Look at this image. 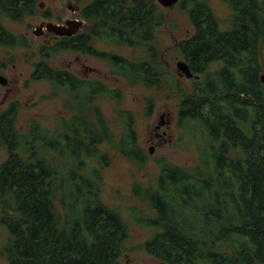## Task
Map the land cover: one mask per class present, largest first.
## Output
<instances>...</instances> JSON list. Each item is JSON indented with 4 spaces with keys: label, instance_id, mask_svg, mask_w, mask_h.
Wrapping results in <instances>:
<instances>
[{
    "label": "trees",
    "instance_id": "trees-1",
    "mask_svg": "<svg viewBox=\"0 0 264 264\" xmlns=\"http://www.w3.org/2000/svg\"><path fill=\"white\" fill-rule=\"evenodd\" d=\"M222 1L231 10L225 28L206 0L174 4L193 28L175 45L197 78L185 89L153 44L166 20L156 0H75L83 28L39 45L41 58L30 74L48 81L53 95L65 92L67 116H57L52 129L32 120L21 131L18 103L0 111L6 152L0 162V225L6 230L0 256L7 264H121L132 250L125 246L127 223L101 193L102 170L110 163L103 146L139 166L146 161L133 115L119 112L116 134L92 105L100 96L120 101V90L49 66L45 58L62 50L106 59L112 74L131 86L162 92L167 85L169 95H179L177 127L200 142L195 166L162 159L154 186L134 185V195L154 212L137 218L153 232L136 248L164 264H264V0ZM37 9V0H0V48L28 46L2 20L20 21ZM96 41L139 49L141 56L105 52ZM153 108L147 98L145 115Z\"/></svg>",
    "mask_w": 264,
    "mask_h": 264
},
{
    "label": "rangeland",
    "instance_id": "rangeland-1",
    "mask_svg": "<svg viewBox=\"0 0 264 264\" xmlns=\"http://www.w3.org/2000/svg\"><path fill=\"white\" fill-rule=\"evenodd\" d=\"M37 1L38 9L34 15L25 16L20 21L8 18L2 20L7 30L15 35L24 36L28 44L26 48H0V75L4 76L7 82L6 85L0 84V111L6 109L12 102L18 103L17 126L21 131H26L32 120H38L44 127L52 129L57 116L61 114L67 116L62 108L63 100L66 98L65 92L60 91L53 95L54 87L48 81H35L30 76L33 62L41 58V53L38 52L39 45L50 46L53 40V34L45 29L39 34L35 33L39 32L38 26L41 23H63L66 19L80 18L75 0ZM206 2L215 13L220 26L227 27L231 15L229 6L222 0ZM162 10L166 20L157 30L153 44L161 50L168 73L176 75L180 84L189 89L197 78H194V75L186 78L179 74L176 62L182 59L175 45L177 41L193 32L192 25L187 14L176 5L171 8L162 7ZM94 46L96 49L129 59H139L141 56L139 49L127 46L107 45L97 41L94 42ZM261 57L264 75V43ZM45 59L53 68H65L81 78L100 80L109 88L120 90L122 95L120 101L100 96L92 107L100 110L116 134L122 127L119 112L122 110L131 112L138 143L146 156V161L139 166L135 161L119 155L112 147L103 146L110 156V163L102 170V200L122 215L129 228L125 246L132 250L123 254L120 263L164 264L142 249L136 248L153 232L152 228L139 223L137 218L153 215L154 212L143 200L134 195L133 187L137 183L143 186L155 185L159 173L157 165L159 160L163 159L185 168L199 163V140L176 125L179 95H169L167 85L162 92L141 85L131 86L124 79L112 74V68L106 59L88 53L62 50ZM147 98L154 102L153 111L149 116L144 112ZM150 148L152 152H149ZM5 157V149L0 144V162ZM5 239L6 230L0 225V245ZM0 264H7L1 256Z\"/></svg>",
    "mask_w": 264,
    "mask_h": 264
},
{
    "label": "water",
    "instance_id": "water-1",
    "mask_svg": "<svg viewBox=\"0 0 264 264\" xmlns=\"http://www.w3.org/2000/svg\"><path fill=\"white\" fill-rule=\"evenodd\" d=\"M158 4H160L162 7H172L174 4H176L179 0H156ZM84 24L83 19H66L63 23H53V22H47V23H41L38 26L39 32L35 34L41 33L42 29H45L47 32L52 33L55 37H61V36H71L74 35L78 30L82 27ZM176 67L179 72V74L184 75L186 78L193 77L192 72L190 71L188 65L185 61L179 60L176 62ZM261 81L264 83V75H260ZM0 84L5 85L6 84V78L2 75H0ZM163 116H161L162 118ZM162 125L163 122H160ZM159 127V126H158ZM149 152H152V149H149Z\"/></svg>",
    "mask_w": 264,
    "mask_h": 264
},
{
    "label": "flooded vegetation",
    "instance_id": "flooded-vegetation-1",
    "mask_svg": "<svg viewBox=\"0 0 264 264\" xmlns=\"http://www.w3.org/2000/svg\"><path fill=\"white\" fill-rule=\"evenodd\" d=\"M74 12H75V10H73ZM75 19H78V18H75ZM80 19V18H79ZM85 23V22H84ZM83 26V25H82ZM81 29V28H80ZM80 29L78 30V32L80 31ZM77 33V32H76ZM75 33V34H76ZM54 36V35H53ZM72 36V35H71ZM55 37V36H54ZM62 37V36H61ZM76 53H79V52H76ZM81 53V52H80ZM71 72V71H70ZM71 73H73V72H71ZM74 74V73H73ZM75 75H77V74H75ZM77 77H79L78 75H77ZM79 78H81V77H79ZM82 79V78H81ZM7 83V82H6ZM6 85V84H5Z\"/></svg>",
    "mask_w": 264,
    "mask_h": 264
}]
</instances>
